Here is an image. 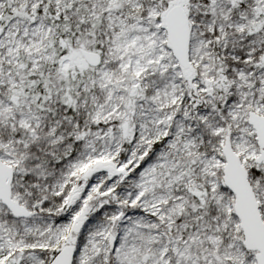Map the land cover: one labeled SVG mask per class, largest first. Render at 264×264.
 I'll list each match as a JSON object with an SVG mask.
<instances>
[{
	"label": "snow or ice",
	"instance_id": "obj_1",
	"mask_svg": "<svg viewBox=\"0 0 264 264\" xmlns=\"http://www.w3.org/2000/svg\"><path fill=\"white\" fill-rule=\"evenodd\" d=\"M0 264H264V0H0Z\"/></svg>",
	"mask_w": 264,
	"mask_h": 264
}]
</instances>
